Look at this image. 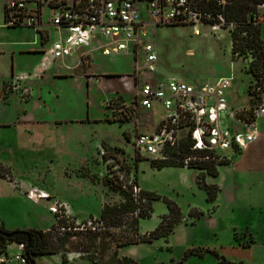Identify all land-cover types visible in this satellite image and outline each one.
I'll return each instance as SVG.
<instances>
[{
	"label": "rangeland",
	"instance_id": "obj_1",
	"mask_svg": "<svg viewBox=\"0 0 264 264\" xmlns=\"http://www.w3.org/2000/svg\"><path fill=\"white\" fill-rule=\"evenodd\" d=\"M43 12L45 20L50 22L51 11L44 7ZM44 29L49 34L45 46L40 45V37L34 28L0 29V90L10 80L11 74L13 77L18 76L20 83H23V75H31L42 65L43 58L39 52L49 49L56 37L52 27ZM260 39L264 44V22L260 24ZM148 40L157 58L153 74L136 73V62L138 66L142 63L140 57L135 58L131 54L104 57L99 51H91V61L83 60L79 66L76 64L77 56L46 64L45 69L48 70L41 75V83L26 86L31 89V102L25 104L18 96L16 99L10 97L8 103L0 101V123L13 121L24 112L30 114L27 118L39 121L53 118L83 120L81 124H65L59 128H54L53 124H35L33 128L45 133V140L39 143L41 146L34 153L25 150L17 152V147L31 140L35 142V138H30L28 133L15 134L0 128V175L34 181L35 188L51 196V201L42 200L37 207L44 220L48 219L51 224L44 222L37 229L46 231L58 223L61 227L67 226L66 231L71 229L68 232H73L75 229L69 227L72 226L83 234L77 236V240L87 237L86 229L97 227L94 222L103 205L121 202V198L110 192L104 183L107 167L99 154L104 149L115 164L122 166L124 185L136 186L137 190L158 198L151 202L150 217L139 220V234L155 230L168 215L169 204L178 209L173 218L164 220L166 225L173 223L171 233L166 238L150 244L119 248V257L131 258L135 264H177L184 258L186 251L204 249L216 250L220 256L231 257L233 251L227 244L232 238V228L244 223L251 227L258 224L257 215L248 206L252 183L247 178H250L251 172H244L243 178L246 180L242 176L235 180L232 167L216 166V177L207 176L203 170L186 167L152 168L154 159L134 150L135 134L140 130L147 132L146 129L151 132L152 127L160 122L163 112L157 109L151 113L140 108L135 121L130 104L134 101V76H138L139 80L148 78L150 82L176 79L200 84L227 78L230 81L227 91L229 102L234 108H239L246 104L252 97L251 92L256 90L248 91L249 86L256 82L252 74L248 73L250 65L255 67L254 57L246 52L232 55V41L225 31L214 33L205 29L200 37H194L189 28L154 26L149 29ZM54 74L55 77L63 76L66 79H53ZM26 87L14 89L12 84L7 83L3 86V96L7 92L24 93L22 88ZM39 97L41 100L38 101ZM124 114H132L133 117L129 122L122 123ZM23 127L27 131L30 129L27 124ZM47 139L52 144L51 148L59 149L52 164H49L46 152L41 149ZM15 152V156H11ZM238 157H243V154L236 156L235 160ZM233 160L229 157L228 160L213 162L229 166ZM203 183L218 188L215 200L208 201ZM236 194L245 196L243 198ZM56 203L62 205L61 213L57 215L59 219L50 212ZM242 233L236 235L242 236ZM244 240L236 239L239 242ZM93 251L91 249L90 253H84L67 246L64 256L68 262L72 258L74 264L84 263L89 258L96 262L102 256L100 251ZM16 255H20V252L13 245L5 255L6 264H20L13 260ZM104 256L108 262V253ZM209 256L206 254L204 260L203 257L190 256L181 264H207Z\"/></svg>",
	"mask_w": 264,
	"mask_h": 264
},
{
	"label": "built area",
	"instance_id": "obj_2",
	"mask_svg": "<svg viewBox=\"0 0 264 264\" xmlns=\"http://www.w3.org/2000/svg\"><path fill=\"white\" fill-rule=\"evenodd\" d=\"M44 7L52 14L50 22L46 19L48 23ZM263 22L264 0H4L6 27L34 28L41 46L49 38L44 27L54 29L56 37L50 48L40 52L44 64L77 55L82 61L91 51H99L104 57L131 54L142 59L141 66L136 62L137 74L155 72L157 58L148 40L149 29L154 26L189 28L194 37H200L205 29L225 31L232 41L237 29ZM134 79V101L130 105L135 121L140 108L163 112L151 132L135 134L134 150L140 155L166 160L168 151L188 140L192 154L182 163L184 167L197 166L228 160L230 155L246 150L258 136L257 122L264 117V96L249 97L245 105L234 108L227 96V78L203 84L176 79L150 82L148 78L139 80L138 76ZM99 154L107 170L123 181L122 166L115 164L104 149ZM138 191L132 187L134 195ZM25 196L32 201L51 200L48 193L35 187ZM61 208L56 203L50 209L56 219ZM13 260L25 264L21 253Z\"/></svg>",
	"mask_w": 264,
	"mask_h": 264
},
{
	"label": "trees",
	"instance_id": "obj_3",
	"mask_svg": "<svg viewBox=\"0 0 264 264\" xmlns=\"http://www.w3.org/2000/svg\"><path fill=\"white\" fill-rule=\"evenodd\" d=\"M242 33H245V36H242ZM245 52L247 55L251 54L254 57L253 61L255 63V67L250 65L248 73L252 74L256 82L253 86H249L248 91L256 89L257 92L253 90L251 95L258 99L262 97L260 96L261 94L264 96V46L260 39V24L249 26L248 28H239L233 33L232 55L245 54ZM132 117V114H124L121 122L127 123ZM189 147V141H184L179 148H174L167 152L166 160H152V168L156 170L173 167L183 168L182 160L192 154ZM225 165L227 164H214L213 161H207L197 166L189 165L186 168L203 170L207 173V176L216 177L218 175L216 166ZM107 171L104 181L105 186L110 192L121 198V202L113 205H103L98 219L94 222L97 227L85 230L87 237L76 240L77 236L83 234L75 231L76 228L72 226L69 227L75 230L68 232L71 229L66 231L67 226L61 227L58 223L46 231L36 229L9 230L0 224V257L6 255L9 245L18 244L22 246L21 256L25 260V264H36V258L55 254L62 256L63 264H74L69 263L64 256V249L70 246L84 253H90L91 249H94V253L100 251L102 258L98 261L95 262L94 259L89 258L86 262L80 264H135L131 258L126 256L119 257L118 249L139 244H150L156 240L166 238L171 233L173 223L166 225L164 220L173 218L172 216L178 209L174 205L169 204V213L158 227L143 235L139 234V220L150 217L152 213L151 202L158 198L141 190L134 195L131 186L124 185V182L120 181L114 172ZM202 188H204L208 196V201L215 200L218 191L216 186H208L203 183ZM63 228L65 232L61 233L60 231ZM106 253H108L110 258L108 262L104 258ZM206 254H210L222 263L230 264L225 262L224 258L218 253L209 250H188L184 258L177 264H181L190 256L202 258Z\"/></svg>",
	"mask_w": 264,
	"mask_h": 264
},
{
	"label": "crops",
	"instance_id": "obj_4",
	"mask_svg": "<svg viewBox=\"0 0 264 264\" xmlns=\"http://www.w3.org/2000/svg\"><path fill=\"white\" fill-rule=\"evenodd\" d=\"M0 19H2V23L0 24V29L7 28L4 24V0L2 1V16L0 15ZM14 29V28H10ZM262 41V40H261ZM263 43V42H262ZM264 46V44H263ZM85 50V49H84ZM82 50V51H84ZM35 54V53H33ZM40 54V52H39ZM78 61L77 66L81 65L84 60H89L90 55L83 58L82 61H79V55H77ZM42 65L38 66L31 75H23L22 80L23 83H20L19 77L11 74V78L7 83L9 85L12 84V86L15 88L17 87H26L27 84H40L41 80H43L42 74L46 72L45 67L47 66L44 63H41ZM44 68V71L43 68ZM66 68V67H65ZM77 68V67H76ZM53 79H66V77L58 76L55 77V74L53 75ZM42 77V78H41ZM21 78V76H20ZM2 85V88L4 85ZM16 86V87H15ZM230 88V86H229ZM24 89V93L21 91H15V92H7L6 94L2 93V98L0 101L10 102L9 98L13 97L14 99L20 97L24 100L25 104L31 102V89L28 87L22 88ZM229 90V89H228ZM1 91V90H0ZM41 97L38 98V101L41 100ZM31 99V100H30ZM30 100V101H29ZM16 101V100H15ZM30 117V114L27 112H24V114L18 118H15L13 121L9 120L7 122L0 123V128L11 130L10 132L13 133H28V136L32 139L35 138V142H37L39 139L40 141L36 144L33 140H31L30 143H26V145L22 147H17V152L19 151H27L30 153H34L37 148H39L41 145L39 144L42 142V140H45V133H40V130L36 128H33L35 124H45V125H54L56 127H61L65 124L74 125V124H81L83 123V120L81 119H50L48 121H39V119H29L27 117ZM87 123V119L85 120ZM260 122V123H259ZM29 125L30 129L29 131L25 130L23 127L24 125ZM258 136L256 140L243 152L240 154L230 155V158H233V163L229 166L225 165L224 167H232L231 171H233L234 175H236V179L240 176H244V172L249 171L251 172L250 178H247L248 181L252 183V187L250 188V197H249V204L251 211L254 212L258 218V224H254V226H250L247 223H244L240 226H235L230 231L232 234V238L227 244L228 248H230L231 251H233V254L231 257H225V262H228L230 264H264V226H262V217H264V117L261 118L258 122ZM52 127V126H51ZM141 132H145L140 130ZM148 132L149 130L146 129ZM20 135H17V137ZM48 140V139H47ZM42 143L44 145L42 149L43 152H46V155L48 156V162L49 164H52L54 162L55 157H57V151L58 148H51L52 144L50 140H48ZM12 153L11 156H15L17 153ZM243 154V157H238V160H235L236 156H239ZM0 166H2L0 164ZM222 167V166H221ZM249 177V176H248ZM243 180H246L243 178ZM34 181L31 180H24L22 178H16V177H4L0 175V224H2L6 229L13 230V229H36L40 228V224H51V222L48 219L44 220V217L40 213V211L37 209L39 207V202L37 203L30 202L26 198L25 194L27 191H29L34 186ZM240 187V185L238 184ZM238 187V188H239ZM237 188V189H238ZM236 189V190H237ZM236 196H241L244 198L245 195L236 194ZM52 200V198H51ZM49 200V201H51ZM31 203V204H30ZM67 208V207H66ZM34 213V214H33ZM42 216V217H41ZM43 218V220H41ZM50 222V223H49ZM43 231V230H42ZM241 235H236L240 234ZM244 238L245 240L242 242L236 241V239ZM13 245L16 246V249L21 253L22 246L18 244H11L7 247L6 255L13 247ZM209 250V249H204ZM214 251L218 253L216 250H209ZM219 254V253H218ZM5 256V255H4ZM210 259L207 261V264H226L222 263L219 260H217L213 256H209ZM1 258V257H0ZM7 257H3L0 259V263L3 264L7 263L4 262ZM45 259H48L49 262H46ZM206 259V255L203 257L202 260ZM71 263L72 258L69 260ZM69 262V263H70ZM36 264H63L62 263V256L60 254L55 255H48L45 257H38L36 258Z\"/></svg>",
	"mask_w": 264,
	"mask_h": 264
},
{
	"label": "water",
	"instance_id": "obj_5",
	"mask_svg": "<svg viewBox=\"0 0 264 264\" xmlns=\"http://www.w3.org/2000/svg\"><path fill=\"white\" fill-rule=\"evenodd\" d=\"M2 93H3V88H1V91H0V100L2 98Z\"/></svg>",
	"mask_w": 264,
	"mask_h": 264
}]
</instances>
